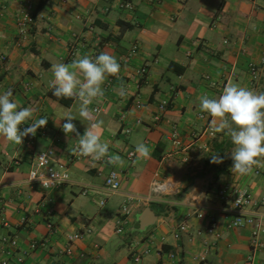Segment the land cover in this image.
<instances>
[{"label":"crops","instance_id":"obj_1","mask_svg":"<svg viewBox=\"0 0 264 264\" xmlns=\"http://www.w3.org/2000/svg\"><path fill=\"white\" fill-rule=\"evenodd\" d=\"M121 2L132 3V10L121 9ZM29 4L34 7L35 23L23 34L17 19ZM134 45L137 55L121 66ZM101 52L115 56L121 69L106 78L104 97L89 108L94 120L104 122L101 139L109 144L110 155L124 159L123 167L108 165L107 157L73 160L77 136L65 135L66 120L61 118L71 109L81 135L89 121L80 120V101L57 98L49 87L53 64L71 63L77 53L92 58ZM2 56L6 61H1ZM251 63L259 67L255 81L249 72ZM142 66H148L143 80L137 76ZM229 81L264 92V0H0V94L11 89L12 98L22 107L34 108L32 119L21 130L35 120L48 119L46 126L37 129L32 148L27 147L26 137L21 145L0 137V263L6 259L15 264L33 241L48 237L44 214L52 208L58 233L49 235L46 246L30 251L25 264H163L170 251L180 254L183 264H244L251 253L252 228L230 227L234 195L222 200L219 191L225 185L247 190L255 203L249 214L264 217V168L254 167L247 175L232 171L234 145L224 132L210 135L212 117L200 111L198 99L203 94L218 97ZM137 101L141 109H136ZM162 102L168 108L155 123ZM95 108L100 112L95 113ZM123 114L132 130L129 135L123 132ZM172 131L179 134L181 151L165 139ZM139 143L152 150L150 158L130 156ZM48 149L55 151L53 165L68 169L71 184L43 189L29 182L36 153ZM213 155L223 157V162L212 163ZM111 171L121 178L116 194L104 188ZM199 174L203 177L196 178ZM154 182L175 191L155 195ZM83 186L89 187L88 195L81 194ZM149 197L150 203L136 200ZM153 204L164 205L161 216L151 208ZM125 205L131 215L118 235ZM148 207L158 219L140 232L138 219ZM199 214L204 217L198 218ZM212 218L218 223V241L207 233ZM180 225H187L188 233L175 239ZM87 228L92 234L73 244L76 254L63 255L71 236ZM7 235L19 243L8 256L2 243ZM147 249L150 256L135 263L132 253ZM159 249L162 256L157 254ZM202 256L206 261L199 263ZM255 264H264V250L256 254Z\"/></svg>","mask_w":264,"mask_h":264},{"label":"clouds","instance_id":"obj_2","mask_svg":"<svg viewBox=\"0 0 264 264\" xmlns=\"http://www.w3.org/2000/svg\"><path fill=\"white\" fill-rule=\"evenodd\" d=\"M120 69L116 57L108 52H101L94 58L88 55L81 57L77 53V58L71 63H55L51 66L53 79L49 82V87L57 98H76L80 101V120L89 121L81 135L73 123L77 116L73 115L71 109L65 111L61 118L66 120L62 125L65 135L75 133L77 136L78 144L73 154L90 157L93 161H101L107 157L108 165L123 167L124 159L119 155H110L109 144L101 139L99 130L104 122L94 120L89 108L94 100L104 97L102 85L106 78L118 75ZM123 93L121 88L120 94ZM12 97L11 89L0 94V137L21 145L24 137L34 136L38 128L46 126L48 119L35 120L29 127L21 130L20 126L32 119L35 110L30 106L22 107ZM198 99L200 111L212 117L210 131L224 132L234 145L230 152L232 171L247 175L252 173L254 167L264 168V92L257 93L229 81L218 97L210 98L203 94ZM133 155L137 159H148L152 150L144 143H139ZM41 158L46 159L47 155H41ZM211 162L222 163L223 157L213 155ZM53 175L56 176V173ZM36 177L38 176L34 175L32 179Z\"/></svg>","mask_w":264,"mask_h":264},{"label":"built area","instance_id":"obj_3","mask_svg":"<svg viewBox=\"0 0 264 264\" xmlns=\"http://www.w3.org/2000/svg\"><path fill=\"white\" fill-rule=\"evenodd\" d=\"M62 3H66L67 0H61ZM119 7L123 10H132V3L130 2H121L119 4ZM35 23L34 19V7L32 4H29L25 7V9L20 13L18 19H17V26L21 33H26L30 30L31 27H33ZM138 46L134 45L128 52V54L122 59L121 66L122 65H128L132 59L137 55L138 53ZM73 56V54H71ZM94 58V57H92ZM1 61H6V57L2 56ZM249 72L250 76L253 81H255L258 78L259 74V67L255 63H251L249 65ZM148 75V66H142L137 71V76L139 79L143 80L146 79V76ZM112 86V81H109L106 85L108 89ZM136 109L142 108V103L140 101H137L135 103ZM168 103L162 102L159 106L158 113L154 116V122L159 123L162 119V116L167 111ZM95 113H99L100 109L95 108ZM120 121L124 124L123 126V132L125 135L131 134V128L125 125L126 122V116L125 114L121 115ZM209 133L211 136H214L215 133L210 131L209 127ZM36 138V134L28 135L26 136V145L28 148H32L34 141ZM166 140L171 141L173 147L175 150L181 151L183 148V143L179 137V134L176 131L170 132L168 135L165 136ZM47 155L46 159H42L41 155ZM131 157H133V153L130 154ZM55 157V151L53 149L38 151L36 153V159L35 163L32 167V169L29 172V182L32 184L39 185L43 189H59L63 186H66L68 184L72 183L71 175L68 171V169L61 164L53 165V158ZM86 157L75 154L73 156V160L75 161H82ZM190 161L189 157H186L184 159L185 163H188ZM56 173V176L53 175V173ZM258 174L261 172L258 171ZM38 176L36 178H33V176ZM167 184L160 183V182H154L152 190L154 194L156 195L158 192H162L164 195L171 194L172 192L168 191V188L166 187ZM104 188L109 194H116L121 190V178L120 174L116 171H111L107 177L105 178V184ZM89 193V187L83 186L81 194L88 195ZM229 194L234 195V199L232 202V207L230 213L234 215V218L230 222L231 228H240L243 226H249L252 228V234H251V240H250V255L246 258L244 264H255V258L256 254L260 251L264 250V243L262 241V236L264 235V217L259 214H249L248 209H250L253 205H255L253 198L251 194L242 188L239 187H231L230 185H225L221 188L219 191V197L222 200H227L229 197ZM134 198H131V201H134ZM136 200L150 203L152 202V199L149 198H137ZM121 218L117 223V229L116 233L118 235L122 234L124 232V227L128 222V217L131 215V209L128 205H125L122 207L120 212ZM204 217L203 214H199L198 218L202 219ZM44 218L46 221L47 229L49 235H54L58 233V228L54 222V211L52 208L46 209ZM25 222V219H23V223ZM6 227H9V225L5 224ZM188 233V226L187 225H180L174 233L175 239H180L181 235ZM207 233L209 235L215 236V239L218 241L220 239V234L218 232V223L214 218L210 219L209 225L207 228ZM92 234V230L87 228L82 233H77L71 236L70 239V245L63 249L61 253L65 256L72 257L76 254L73 244L77 243L81 239L88 237ZM49 235L47 238H45L42 241H33L30 245L29 250L24 251L22 255L18 257L15 264H25L26 258L28 257V254L30 251H36L40 247H44L49 243ZM3 245H5L6 249L4 250V253L8 256L11 255L10 251H16L18 249V240L16 237H13L11 235H7L3 237L2 239ZM95 248L98 249L99 247L95 245ZM151 251L150 249L144 250L140 253L134 252L132 253L133 261L135 263H140L143 258L150 256ZM158 256H162L164 254L162 249H159L157 251ZM167 260L163 264H183V259L180 256V254L170 251L166 253ZM82 257V255H81ZM206 261V257L202 256L199 258L198 262L203 263ZM0 264H10L9 261L4 259L1 261Z\"/></svg>","mask_w":264,"mask_h":264},{"label":"water","instance_id":"obj_4","mask_svg":"<svg viewBox=\"0 0 264 264\" xmlns=\"http://www.w3.org/2000/svg\"><path fill=\"white\" fill-rule=\"evenodd\" d=\"M157 219L158 218L155 212L150 207L146 208L138 219L139 231L140 232L146 231V229L155 225Z\"/></svg>","mask_w":264,"mask_h":264},{"label":"trees","instance_id":"obj_5","mask_svg":"<svg viewBox=\"0 0 264 264\" xmlns=\"http://www.w3.org/2000/svg\"><path fill=\"white\" fill-rule=\"evenodd\" d=\"M201 177H203V175L199 174L196 178H201ZM151 208L156 211L158 216H161L162 212H164L166 210L164 205H160V204H153V205H151Z\"/></svg>","mask_w":264,"mask_h":264},{"label":"rangeland","instance_id":"obj_6","mask_svg":"<svg viewBox=\"0 0 264 264\" xmlns=\"http://www.w3.org/2000/svg\"><path fill=\"white\" fill-rule=\"evenodd\" d=\"M184 164H185V163H184ZM185 165H187V164H185ZM174 191H175V189H174ZM157 195H159L160 197H164V194H163L162 192H158ZM166 196H167V195H166ZM104 202H105V201H104ZM111 207H112V206H111ZM95 208H96L97 211H100V208H98V207H95ZM103 211H105V209H103L102 212H103Z\"/></svg>","mask_w":264,"mask_h":264},{"label":"bare ground","instance_id":"obj_7","mask_svg":"<svg viewBox=\"0 0 264 264\" xmlns=\"http://www.w3.org/2000/svg\"><path fill=\"white\" fill-rule=\"evenodd\" d=\"M166 187L168 188L169 192H173L174 191V187H171L170 185H167Z\"/></svg>","mask_w":264,"mask_h":264}]
</instances>
